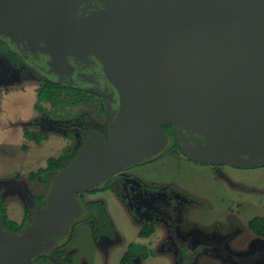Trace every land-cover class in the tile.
Returning <instances> with one entry per match:
<instances>
[{
    "label": "water",
    "instance_id": "water-1",
    "mask_svg": "<svg viewBox=\"0 0 264 264\" xmlns=\"http://www.w3.org/2000/svg\"><path fill=\"white\" fill-rule=\"evenodd\" d=\"M0 42L66 86L96 59L121 105L107 146L88 141L21 234L0 225V264L62 242L85 212L77 195L158 155L165 125L196 162L264 166V0H0Z\"/></svg>",
    "mask_w": 264,
    "mask_h": 264
},
{
    "label": "rangeland",
    "instance_id": "rangeland-1",
    "mask_svg": "<svg viewBox=\"0 0 264 264\" xmlns=\"http://www.w3.org/2000/svg\"><path fill=\"white\" fill-rule=\"evenodd\" d=\"M42 86L26 66L17 68L0 55V191L8 217L17 222L27 208L37 215L35 198L46 199L49 192L50 186L31 182L29 174L69 146L79 153L87 140L82 131H106L97 98L66 93L65 103L55 108L38 102ZM25 129L49 139L36 144L25 138ZM115 180L122 198L111 189L80 196L104 203L116 237L98 241L91 222L79 221L62 243L73 264H121L133 244L151 253L134 264H264V238L248 229L251 220L264 217V166L204 164L164 150L121 170ZM146 223H154L156 231L143 239L139 232ZM33 264L59 263L53 255Z\"/></svg>",
    "mask_w": 264,
    "mask_h": 264
},
{
    "label": "trees",
    "instance_id": "trees-1",
    "mask_svg": "<svg viewBox=\"0 0 264 264\" xmlns=\"http://www.w3.org/2000/svg\"><path fill=\"white\" fill-rule=\"evenodd\" d=\"M0 53H5L11 60H14V53L4 44H0ZM66 91L74 93V90L70 88H65L63 86L47 81L45 85L39 90L37 99L39 103L48 102L51 104L52 107L56 108L65 103L63 95ZM74 97L76 98L77 96ZM164 130L172 140L173 148H170V150L174 151L173 149H178V136L174 131L173 127L171 125H165ZM82 135L84 140L87 139L88 134L86 131H82ZM24 136L27 140L33 141L36 144H41L43 141H47L49 139L48 134L44 132H32L27 129L24 130ZM76 155L77 152L72 146L67 147L58 157L48 159L45 167L39 168L37 171L31 172L29 174L30 181L33 183L41 182L43 185L49 187L52 183L53 178L57 174L62 172L67 166H69V164H71V162L75 159ZM100 184L101 186H99ZM100 184L93 190L88 191L87 193L111 189L115 191L119 197L122 198V189L118 184H110V179H107ZM77 196L83 204L85 212L82 217L75 222L74 225H76V223L81 220L90 221L92 224L93 235L97 240H99L101 237L115 239V228L108 216V213L106 212L104 203L102 201H84L80 194H78ZM35 200L36 209H39L41 211L45 206V197L38 196L35 198ZM34 214V209L27 208L24 217L20 222L11 220L7 215L6 203L2 198L0 191V225L6 232L12 235L21 234L32 222ZM74 225L70 233L62 242L55 246L50 252L38 256L37 258H35V260L39 258L47 259L55 255L56 260L59 264H73L72 258L67 254V250L63 249L64 244L62 243L65 240H67V242L68 239L70 240L69 236H71V233L74 230ZM248 229L256 236L264 238V217H257L251 220L248 224ZM155 231L156 226L154 223H146L140 230L139 237L143 239L149 238L155 233ZM183 253L184 259H186V254L184 250ZM150 255L151 253L147 251V246L141 244H133L123 255L121 264H134V261L137 257H140L142 260H146L150 257Z\"/></svg>",
    "mask_w": 264,
    "mask_h": 264
},
{
    "label": "flooded vegetation",
    "instance_id": "flooded-vegetation-1",
    "mask_svg": "<svg viewBox=\"0 0 264 264\" xmlns=\"http://www.w3.org/2000/svg\"><path fill=\"white\" fill-rule=\"evenodd\" d=\"M0 44L6 45L14 53L15 57H14V60H11L5 53H0V55L6 56L8 58V60L13 62V64L17 68L20 67L22 64L24 66H26V68H28L36 76H38L39 80L43 82V86L45 85V83L47 81H49V82L55 83L57 85L63 86L65 88H70V89L74 90V93L66 91V92H64V94L67 93V94H71L73 96H81L83 94H88V95H91L92 97L97 98L101 102L102 113L106 117V131H104L102 133L95 131V130L91 131L88 134V138H87L86 142L84 143L82 149L79 151V153H77L75 159L80 155V153L82 152V150L84 149V147L86 146V144L88 143V141L90 139H93L96 146H98L99 138H100V136H103V139L105 142L104 143L105 147L107 146L108 136H109V127H108L109 119L115 118L116 116L118 117V115H119L118 113L120 111L121 105H120V99H119L120 96H119L118 90L108 80L106 75L103 73L102 65L99 61H97L96 59H92V61H90V62L89 61L85 62V61L80 60L79 62L74 64L73 66L75 67V70L73 71V73L71 74L70 77L74 80V82H75L74 84L76 86H66L64 84L56 83L55 82L57 80L56 75L51 74L46 69L45 65L43 66V65L38 64L37 62H34L31 57H30V59H28V58L25 59L19 53H17L16 50L12 49L7 44L2 43V42H0ZM47 78L51 79L52 81L47 80ZM188 129H192V128H188ZM177 138H178L179 148L173 149V150H175L173 152H177V153L180 152V153L184 154L180 149V138L179 137H177ZM170 148H173V145H172V140L168 136V144L165 147V149H163L162 151L170 150ZM158 155L154 156L153 158H156ZM149 161H151V159L148 161H145V162H149ZM145 162H142V163H145ZM127 168H129V167H127ZM124 169H122V170H124ZM120 172H121V170L116 172L112 176H110V178H108V179H110V184H117V180H115V177H116V174H118ZM37 211H40V210L38 209ZM35 217H36V215L33 216V220ZM102 238H108V237H101L99 240H101Z\"/></svg>",
    "mask_w": 264,
    "mask_h": 264
},
{
    "label": "crops",
    "instance_id": "crops-1",
    "mask_svg": "<svg viewBox=\"0 0 264 264\" xmlns=\"http://www.w3.org/2000/svg\"><path fill=\"white\" fill-rule=\"evenodd\" d=\"M10 218V217H9ZM11 219V218H10ZM93 232V231H92Z\"/></svg>",
    "mask_w": 264,
    "mask_h": 264
}]
</instances>
